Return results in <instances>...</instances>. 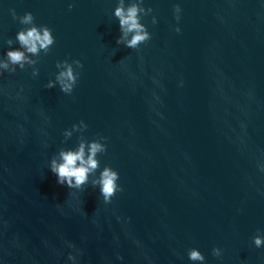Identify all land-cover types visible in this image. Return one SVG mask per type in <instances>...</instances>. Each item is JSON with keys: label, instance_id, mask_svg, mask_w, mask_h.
Listing matches in <instances>:
<instances>
[{"label": "water", "instance_id": "1", "mask_svg": "<svg viewBox=\"0 0 264 264\" xmlns=\"http://www.w3.org/2000/svg\"><path fill=\"white\" fill-rule=\"evenodd\" d=\"M6 1L52 30L56 72L82 63L71 95L184 254L264 264V0H144L135 50L116 45L117 0Z\"/></svg>", "mask_w": 264, "mask_h": 264}, {"label": "clouds", "instance_id": "2", "mask_svg": "<svg viewBox=\"0 0 264 264\" xmlns=\"http://www.w3.org/2000/svg\"><path fill=\"white\" fill-rule=\"evenodd\" d=\"M144 0H117L113 11V17L118 21L120 35L116 39L117 46L135 50L141 44L151 39L146 26L142 23V17L151 14L152 9L143 6ZM72 5H69L71 10ZM181 9L179 6L174 8L175 18L180 19ZM11 15L14 20L18 19L23 25L16 34L15 39L6 41L7 50L3 56H0V77L5 73H15L18 69L23 71L26 68L32 69V77L39 75V70L35 67L38 59L43 53L47 55L55 44V37L52 30L44 25L37 26L34 16L31 12H26L23 16L17 17L16 12L12 10ZM152 23L156 24L157 19L152 17ZM177 33L180 28L175 29ZM18 45V46H14ZM57 72L54 79H50L45 85L52 89L59 87L64 95H71L77 85L80 77V71L83 68L79 60L58 61L55 65ZM87 130L84 121L79 124H73L71 129L63 132L65 142L72 138L74 133H81L78 137V143L73 148H61L54 155L48 165L50 172L56 177L57 184L67 187L70 191H79L86 185H91L93 189H98L99 195L103 198L105 204H109L117 192L123 189L119 185V173L109 166L100 169L98 156L106 153L107 145L104 137H98L93 140H87L82 135ZM264 172V166L260 168ZM97 172L99 173L97 175ZM252 244L255 248H264V232L257 231L252 237ZM72 252H69L67 261L69 264H79V251L75 245H67ZM222 255V249L214 247L212 256L219 258ZM187 259L191 264H207L205 256L197 248H191L187 252Z\"/></svg>", "mask_w": 264, "mask_h": 264}]
</instances>
